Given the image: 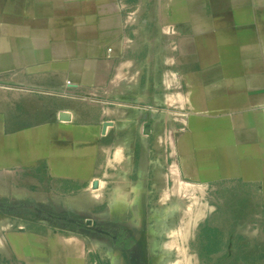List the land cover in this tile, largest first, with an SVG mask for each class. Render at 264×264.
Instances as JSON below:
<instances>
[{"label": "crops", "instance_id": "0c3cea01", "mask_svg": "<svg viewBox=\"0 0 264 264\" xmlns=\"http://www.w3.org/2000/svg\"><path fill=\"white\" fill-rule=\"evenodd\" d=\"M176 79L185 125L208 129L186 140L221 162L213 177L188 178L231 179L260 192L264 207V0H0V208L101 206L108 221L135 208L129 230L142 232L140 206L121 193L150 188L138 145L175 140ZM229 153L230 178L221 171ZM102 189L120 197L100 205ZM104 235L119 258L108 264H142L140 235L128 234L129 249ZM47 239L62 244L58 253ZM75 244L43 225L0 229V264H94L96 251Z\"/></svg>", "mask_w": 264, "mask_h": 264}, {"label": "rangeland", "instance_id": "374dc122", "mask_svg": "<svg viewBox=\"0 0 264 264\" xmlns=\"http://www.w3.org/2000/svg\"><path fill=\"white\" fill-rule=\"evenodd\" d=\"M180 83L176 79V110L173 117L169 114V121L171 117L174 121V142L138 145L139 152L148 153L147 160L151 165L149 190L137 193L136 199L135 193H121L123 198L127 196L128 201L137 202L136 209L140 206L142 212L136 217L142 218V232L129 230V227H133L130 221L135 218V208L129 211L127 221L118 220V217L108 221L106 208L101 206L91 212L86 208L70 207L0 208V229L13 234H26L43 225L47 232L52 231L79 243L75 247L94 249L98 254L94 257V264H108L111 261L108 257L111 256L112 260L119 259L117 254H110L113 244L103 233L118 235L122 230L141 236L144 251V254L141 251L140 257L142 264H264V207L261 193L247 191L246 185L231 183V179H226L223 185H215L214 182L201 183L198 179L188 178V174L200 173L213 177L220 172L215 163L221 162L215 160V152L208 145L186 140L193 135L198 139L200 132L208 129L202 126L204 121L200 122L203 128L196 126L190 129L185 125L187 117L179 110L183 106ZM166 119V113L159 110L158 123H165ZM226 155L221 171L224 177L230 178L235 170L230 164V153ZM242 170L247 172L246 167ZM250 171L256 172V169L251 167ZM114 178L112 175V180ZM235 187L242 190L235 191ZM99 192L94 195L100 205L104 196L112 200L120 197V193L114 190L102 189ZM90 193L87 192L88 195ZM88 220H92L91 224ZM21 241L26 248L33 246L34 250L38 249V241ZM42 245L56 253L58 247L62 246L56 240L49 239ZM14 257L19 262L18 258L22 256L14 252Z\"/></svg>", "mask_w": 264, "mask_h": 264}, {"label": "trees", "instance_id": "16d2710c", "mask_svg": "<svg viewBox=\"0 0 264 264\" xmlns=\"http://www.w3.org/2000/svg\"><path fill=\"white\" fill-rule=\"evenodd\" d=\"M24 208L30 209V208H35V206L24 207ZM116 243L118 246H122L126 249H129L134 245V240L132 239V237L128 236V234L122 230L118 236Z\"/></svg>", "mask_w": 264, "mask_h": 264}, {"label": "water", "instance_id": "95a60500", "mask_svg": "<svg viewBox=\"0 0 264 264\" xmlns=\"http://www.w3.org/2000/svg\"><path fill=\"white\" fill-rule=\"evenodd\" d=\"M88 223L91 224V221H88ZM103 234H107V235H109V233H105V232H104Z\"/></svg>", "mask_w": 264, "mask_h": 264}]
</instances>
